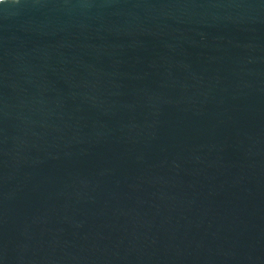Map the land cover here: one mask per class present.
I'll return each instance as SVG.
<instances>
[{"label": "water", "instance_id": "water-1", "mask_svg": "<svg viewBox=\"0 0 264 264\" xmlns=\"http://www.w3.org/2000/svg\"><path fill=\"white\" fill-rule=\"evenodd\" d=\"M0 264H264V0H0Z\"/></svg>", "mask_w": 264, "mask_h": 264}]
</instances>
